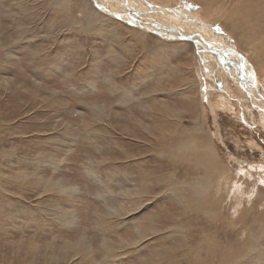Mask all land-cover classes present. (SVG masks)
Listing matches in <instances>:
<instances>
[{
  "label": "rangeland",
  "instance_id": "374dc122",
  "mask_svg": "<svg viewBox=\"0 0 264 264\" xmlns=\"http://www.w3.org/2000/svg\"><path fill=\"white\" fill-rule=\"evenodd\" d=\"M204 1L0 0V264H264V181L245 175L240 197L229 178L264 176V117L242 90L264 100V27L230 28L264 0ZM207 138L227 169L208 167L210 199L179 159Z\"/></svg>",
  "mask_w": 264,
  "mask_h": 264
},
{
  "label": "bare ground",
  "instance_id": "6f19581e",
  "mask_svg": "<svg viewBox=\"0 0 264 264\" xmlns=\"http://www.w3.org/2000/svg\"><path fill=\"white\" fill-rule=\"evenodd\" d=\"M61 1V5L63 6V7H65L66 6V0H60ZM93 1H95V0H93ZM162 1L163 2H166V3H169V4H171V3H173V2H176L177 0H161V3H162ZM200 1V0H199ZM210 2L211 1H213V0H209ZM209 1H207V2H205L204 1V3H208L209 4ZM221 1V0H220ZM201 2H203V1H201ZM215 2V1H214ZM218 2V1H217ZM261 3V2H260ZM263 3V2H262ZM102 4V3H101ZM163 4V3H162ZM255 4H256V2H255ZM244 5V4H243ZM246 5V4H245ZM250 6L248 7L247 6V8L244 10V11H240L241 9H242V7H241V5L239 4V6L241 7V9L240 10H238V9H236L237 11L236 12H232V15H231V18H230V20H233V21H236V19H240L241 18V20L239 21V22H235V23H231V30L232 31H235L234 29H236V28H233V26L232 25H234V26H238V28L236 29L237 31H235V32H237V33H243L244 31H246V28L247 27H250V26H248V24L249 23H251V22H253L257 27H259V30L261 29V28H263L264 27V17H263V14L264 13H262V11H259L260 9H258V13H255V14H257V17H254V14H253V8L255 7V5H251V4H249ZM261 5V4H260ZM104 6H106L107 7V9H109V11H108V13H109V15H112V16H115V17H117V18H120L123 22H127V21H129V20H125V19H122L120 16H117V15H115L116 13H114V12H117V11H114V10H112L111 9V7H109L108 8V6L107 5H104ZM203 6H204V4H203ZM257 6H258V2H257ZM261 6H263V5H261ZM260 6V7H261ZM243 7H246V6H243ZM212 8V7H211ZM208 8H206V10H207ZM104 11V10H103ZM224 11V10H223ZM255 11V10H254ZM123 12V13H122ZM257 12V11H256ZM119 13H122V14H126V15H130V14H127L126 12H124V11H119ZM209 14V13H208ZM228 15V14H227ZM215 16V15H214ZM213 16V17H214ZM223 16V15H222ZM207 17V16H206ZM205 17V19L206 20H210L211 21V16H208L209 17V19L208 18H206ZM230 17V16H229ZM239 17V18H238ZM227 18H228V16H227ZM220 19H222V18H220ZM205 20V21H206ZM213 21V20H212ZM229 22V21H228ZM128 23V22H127ZM139 25V24H138ZM251 25H253V24H251ZM261 25H263V26H261ZM140 26V25H139ZM257 27H255L256 28V30H257ZM251 28L252 27H250V30H251ZM252 29H254V28H252ZM262 30V29H261ZM260 30V31H261ZM249 31V30H248ZM259 32V31H258ZM262 32H264V31H262ZM255 33V32H254ZM255 35H257V34H255ZM254 38V37H253ZM189 39H191V38H189ZM191 41H193V43L195 44L196 42V40L194 41L193 39H191ZM241 41L242 42H245V39H244V36H241ZM256 41V42H255ZM254 41V48H256V49H258V51H254V54H256L255 56H256V58H258L259 59V62H260V59H263L264 60V33L263 34H259L258 35V37H257V39ZM252 43V42H251ZM221 46V45H220ZM217 43H216V47H220ZM213 48V47H212ZM223 48V47H222ZM226 50H228L227 52H234V50L233 49H227V48H225ZM251 50H252V48H250ZM163 50V48H162V46H161V51ZM211 50H213V49H211ZM224 49H220V50H218V52H222ZM253 50H255V49H253ZM214 52L215 53H217L218 54V52H217V50H214ZM253 58H255V57H253ZM217 60H219V59H216V61ZM255 60H257V59H255ZM259 62H257V64L259 63ZM225 65V64H224ZM191 66V65H190ZM230 70L232 71V68H230ZM245 81V80H244ZM242 89V88H241ZM243 93H244V95H245V97L249 100V102L251 103V105L253 104L254 105V103H257V114L258 115H260V117H264V100L263 99H252V97H247L246 96V94L248 93V91H247V88H245V87H243ZM247 92V93H246ZM248 95V94H247ZM242 96V95H241ZM195 101H196V103H197V105H198V107H199V111H198V114H199V117H200V119H205V121H206V124L204 125V126H206L207 125V121H208V119H207V117H206V115H205V112L203 111V109H202V104H201V102H200V100H199V98H198V96H196L195 97ZM252 101V102H251ZM229 104V103H228ZM223 106H225V105H223ZM223 106H221V107H223ZM256 107V106H255ZM224 108V107H223ZM223 108H221L222 110H224ZM230 109V108H229ZM248 109V108H247ZM226 111H228V112H230V110H226ZM258 112H261L260 114L258 113ZM256 116V115H255ZM254 117V116H253ZM180 118L178 117V120H179ZM251 120V119H250ZM201 123V122H200ZM199 126V128H201V125L200 124H198V125H196V127H198ZM209 126V125H208ZM204 133L208 136L210 133H209V129H206L205 130V127H204ZM150 136V135H149ZM155 136V135H154ZM211 137V136H210ZM178 138V137H177ZM177 138L176 137H174L173 135H170V143L173 145V147H174V150L175 149H177L178 148V146L181 144V143H183L184 141L186 142V143H193V145L195 146V143L194 142H192V139H191V137H190V135H188V136H184L183 138H185L184 140H183V142H182V140L180 141L179 140V142L178 143H176L177 142ZM182 138V139H183ZM157 139V138H156ZM199 146H201V147H199ZM251 147H253L254 149L256 148L257 150H259L260 151V153L261 154H263L264 155V152L260 149V148H258V147H256V146H251ZM250 147V148H251ZM174 150H172V149H169V151L171 152V153H174V154H178L177 152H175ZM239 151V150H238ZM182 156L179 158L180 159V162H182L183 164H186L187 166H190V165H192L191 163H193V165H195L198 169H200L201 171H202V173H203V183H204V188H205V192L202 194V197H204V198H208V196L210 195V194H212V193H210V191H211V189H213V187H214V185H215V183L213 184V182H212V180H211V177H210V174H209V172H208V167L209 166H212V168H211V172H212V174H213V172L215 171V170H218V172H224V171H226L227 169L226 168H224V166L222 165V161H221V159H220V157L218 156V154L216 153V151H215V149H214V144L212 143V141L211 140H209L208 138H207V140L206 139H204V140H202V141H200L199 143H198V145H196V147H195V153L193 154V155H189L188 154V152H187V150L186 149H183V151H182ZM195 155H197L196 156V158L193 160V161H191V159H193L194 157H195ZM243 163H245V162H243ZM242 163V164H243ZM224 164V163H223ZM227 164V163H226ZM247 166H249V170H245L246 169V167ZM257 166V165H256ZM256 166H253V165H250V164H246L245 166H240L239 165V170H237L236 169V171L235 172H231V173H235L236 175L233 177L232 175L229 177V178H231V179H233L234 180V182H231L233 185V188H235V187H237L236 189H238V192H234L233 194L234 195H236V196H242L243 194L245 195V191L243 192V191H239V189H247V187H249V183H247V181H245V178H244V176L245 175H248V176H246L247 178H246V180L247 179H249V177H252L253 178V176H255L254 174H257V175H259V179L261 180V182H262V180L264 181V176H263V174H260L259 172H257L256 171ZM258 167L260 168V166L258 165ZM257 167V168H258ZM261 167L262 168H264V165H262L261 164ZM260 171V170H259ZM261 172V171H260ZM264 172V171H263ZM226 178V177H225ZM243 178H244V181H243ZM257 178V179H258ZM225 180V179H224ZM223 180V181H224ZM226 180H227V178H226ZM233 180H231V181H233ZM253 180V179H252ZM222 181V182H223ZM255 181V180H254ZM222 182H221V184H222ZM260 182V181H259ZM231 183L230 182H228L227 184L229 185H231ZM264 184V183H263ZM229 185V186H230ZM257 185V184H256ZM221 187H223L222 185H220ZM228 186V187H229ZM261 186V185H260ZM216 187V186H215ZM253 188V187H252ZM264 187H263V189L260 187V188H258L257 190L255 189V188H253V190L252 191H256V194L257 195H260V196H262L263 197V199H264ZM237 191V190H236ZM250 191H251V189H250ZM250 194H251V192H250ZM252 195V194H251ZM254 195V194H253ZM212 196V195H211ZM210 196V197H211ZM215 196V195H214ZM240 196V197H241ZM208 199H210V198H208ZM234 199H235V197H234ZM245 199V197H243V198H241V199H239L238 197H237V200H235V204H232L235 208H236V210H239V205H238V203H241L243 200ZM215 200V199H214ZM224 200V199H223ZM222 201V199L220 200V202ZM245 201V200H244ZM206 203L208 204V205H210L211 203H214L213 201L210 203V200H209V203H208V200L206 201ZM240 209H241V207H240ZM197 211H200V210H197ZM262 215H264V214H262ZM234 216V215H233ZM234 218V217H233ZM243 217H240V219H242ZM264 218V217H263ZM239 219V220H240ZM262 221V220H261ZM232 225H233V223H232ZM255 225H257V226H261L262 224H259V223H255ZM259 237V236H258ZM263 239H264V237H263ZM226 257V256H225Z\"/></svg>",
  "mask_w": 264,
  "mask_h": 264
},
{
  "label": "water",
  "instance_id": "95a60500",
  "mask_svg": "<svg viewBox=\"0 0 264 264\" xmlns=\"http://www.w3.org/2000/svg\"><path fill=\"white\" fill-rule=\"evenodd\" d=\"M96 6H97L98 8H100L101 10H104V11L107 12V13H108V11H109V9H107V7L104 6L103 4H101L100 2H98V3L96 4ZM129 21H131V20H129ZM131 22L133 23V21H131ZM134 23L137 24V22H134ZM138 24H140V23H138ZM140 25H142V24H140ZM136 26H138V25H136ZM143 26H144V25H143ZM145 27H146V26H145ZM147 28H149V27H147ZM149 29H151V30H146V31H149V32H151V33H154V34H156V35L161 36V33H160L159 31H157V30H155V29H153V28H149ZM152 30H153V31H152ZM156 31H157V32H156ZM181 37L184 38V39H187V40L191 41L187 36H180V37H177V38H176V37H168V38H169V39H181ZM191 42L193 43V41H191ZM195 42H196V41H195ZM193 45H194V46H198V43H197V42H196L195 44L193 43ZM233 54H236V52L234 51ZM241 62H242L241 69L244 70V66H245L246 62H245L244 59H243ZM250 94H252L253 97H258L259 99L262 98L257 88H254L253 91L249 92V96H251Z\"/></svg>",
  "mask_w": 264,
  "mask_h": 264
},
{
  "label": "crops",
  "instance_id": "0c3cea01",
  "mask_svg": "<svg viewBox=\"0 0 264 264\" xmlns=\"http://www.w3.org/2000/svg\"><path fill=\"white\" fill-rule=\"evenodd\" d=\"M250 110H252V111H256V109L255 108H250ZM236 114V113H235ZM257 116H259V115H257ZM260 117V116H259Z\"/></svg>",
  "mask_w": 264,
  "mask_h": 264
}]
</instances>
